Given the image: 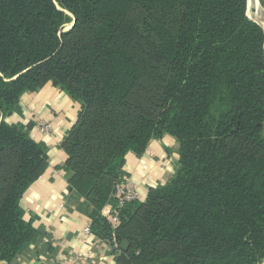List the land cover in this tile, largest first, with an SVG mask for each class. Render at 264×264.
<instances>
[{
	"label": "trees",
	"instance_id": "16d2710c",
	"mask_svg": "<svg viewBox=\"0 0 264 264\" xmlns=\"http://www.w3.org/2000/svg\"><path fill=\"white\" fill-rule=\"evenodd\" d=\"M246 10L247 0H0V264L35 238L21 200L47 164L4 119L47 83L81 104L62 148L102 240L126 156L164 135L179 144L172 178L119 210L115 238L128 248L117 264L264 261V32Z\"/></svg>",
	"mask_w": 264,
	"mask_h": 264
},
{
	"label": "crops",
	"instance_id": "0c3cea01",
	"mask_svg": "<svg viewBox=\"0 0 264 264\" xmlns=\"http://www.w3.org/2000/svg\"><path fill=\"white\" fill-rule=\"evenodd\" d=\"M81 104L58 87L47 83L33 95H23L4 122L30 137L46 151V169L25 192L21 205L25 216L33 219L35 238L10 264H117L105 241L86 232L94 208L69 184L72 173L65 165L62 141L74 126ZM50 125L48 132L41 131ZM179 144L169 135L152 140L145 153L126 156L119 175L144 202L150 189L165 185L174 175ZM100 214L108 218L111 202Z\"/></svg>",
	"mask_w": 264,
	"mask_h": 264
},
{
	"label": "built area",
	"instance_id": "2783aa9c",
	"mask_svg": "<svg viewBox=\"0 0 264 264\" xmlns=\"http://www.w3.org/2000/svg\"><path fill=\"white\" fill-rule=\"evenodd\" d=\"M51 128L50 125H43L41 127V131L46 133ZM137 193L133 190L132 186L130 185L128 179L124 181H120L116 184L114 192L111 195V214L109 215L106 220L111 225L113 230L111 234V238L107 240H103L107 243L110 249L115 253L119 254L121 247L120 244L116 241L115 238V229L118 227L120 220H119V210L122 209L127 203L136 200ZM86 232L92 234L90 232V225L86 228Z\"/></svg>",
	"mask_w": 264,
	"mask_h": 264
},
{
	"label": "rangeland",
	"instance_id": "374dc122",
	"mask_svg": "<svg viewBox=\"0 0 264 264\" xmlns=\"http://www.w3.org/2000/svg\"><path fill=\"white\" fill-rule=\"evenodd\" d=\"M263 2H264V0H263ZM246 12H247V15H248L247 17L250 20L256 21L258 23H264V5H263L262 2H260V0H250L249 6L247 7ZM71 24H72V22L67 24V25H65L64 31L67 30L70 27ZM178 158H179V156H178Z\"/></svg>",
	"mask_w": 264,
	"mask_h": 264
},
{
	"label": "water",
	"instance_id": "95a60500",
	"mask_svg": "<svg viewBox=\"0 0 264 264\" xmlns=\"http://www.w3.org/2000/svg\"><path fill=\"white\" fill-rule=\"evenodd\" d=\"M263 1V0H262ZM247 7H248V2H247ZM246 15H247V12H246ZM248 16V15H247ZM253 21V20H252ZM253 22H255L256 24H258L259 25V23L258 22H256V21H253ZM74 25V21L72 22V24L70 25V27L68 28V29H70L72 26ZM260 27H261V25H259ZM262 28V27H261ZM67 29V30H68ZM262 30H263V28H262ZM264 32V31H263ZM120 247H121V250H123V251H125L127 248H128V243H126V242H123V243H121V245H120ZM264 263V262H263ZM262 263V264H263Z\"/></svg>",
	"mask_w": 264,
	"mask_h": 264
},
{
	"label": "bare ground",
	"instance_id": "6f19581e",
	"mask_svg": "<svg viewBox=\"0 0 264 264\" xmlns=\"http://www.w3.org/2000/svg\"><path fill=\"white\" fill-rule=\"evenodd\" d=\"M247 2H248V6H249V2H250V0H247ZM257 2V1H256ZM259 25H261V27L263 28V31H264V23H259ZM264 264V263H263Z\"/></svg>",
	"mask_w": 264,
	"mask_h": 264
}]
</instances>
